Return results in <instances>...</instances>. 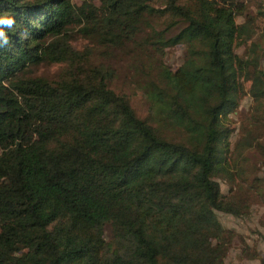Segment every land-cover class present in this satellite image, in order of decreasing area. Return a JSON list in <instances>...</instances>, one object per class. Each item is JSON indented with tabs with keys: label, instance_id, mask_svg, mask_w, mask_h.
Returning <instances> with one entry per match:
<instances>
[{
	"label": "trees",
	"instance_id": "obj_1",
	"mask_svg": "<svg viewBox=\"0 0 264 264\" xmlns=\"http://www.w3.org/2000/svg\"><path fill=\"white\" fill-rule=\"evenodd\" d=\"M155 1L0 0L16 20L0 37V264H225L235 233L218 212L239 205L219 179L236 183L235 151L260 144L250 131L234 150L231 115L250 93L264 125V4ZM76 36L186 56L156 65L142 117L116 67ZM44 64L63 67L37 75Z\"/></svg>",
	"mask_w": 264,
	"mask_h": 264
},
{
	"label": "rangeland",
	"instance_id": "obj_2",
	"mask_svg": "<svg viewBox=\"0 0 264 264\" xmlns=\"http://www.w3.org/2000/svg\"><path fill=\"white\" fill-rule=\"evenodd\" d=\"M73 1L80 5L85 0ZM95 1L99 3V0ZM244 1L247 5L246 13L251 15H257L264 4V0ZM154 5L157 8H163L164 2L157 0ZM168 20L163 16H155L152 22L157 30H162L166 29ZM239 21L243 22L244 17H240ZM263 23L262 20H258L259 25ZM150 31L148 28L144 35L146 36ZM178 31L179 28L176 27L170 31V34L173 35ZM72 44L80 50L90 49L94 54L116 67L118 72L116 88L130 97L134 108L142 117H145L148 112L144 84L151 74L155 75L156 65L164 63L176 69L183 63L186 56L184 45L167 48L163 55L150 57L149 60L146 51L150 53V46L143 50H133L131 45L121 50H108L88 39L78 38V36L74 38ZM239 52L244 53L245 48H241ZM62 67L63 65L60 64H44L35 72L37 75L54 78ZM254 111L253 98L250 93H247L239 110L231 115L233 129L231 141L234 150L236 144L241 142V138L248 135L250 131L249 139L258 140L260 144L244 150L242 155L235 151V155L239 157L238 163L245 171L236 183L231 184L226 179H219L223 192L234 197L239 205V215L218 212L223 225L235 233L225 264H260V259L264 257V125L257 127L253 125L251 118Z\"/></svg>",
	"mask_w": 264,
	"mask_h": 264
},
{
	"label": "clouds",
	"instance_id": "obj_3",
	"mask_svg": "<svg viewBox=\"0 0 264 264\" xmlns=\"http://www.w3.org/2000/svg\"><path fill=\"white\" fill-rule=\"evenodd\" d=\"M16 23L15 17L10 13H4L0 15V37H4V43H9V38L6 35L4 29L12 28Z\"/></svg>",
	"mask_w": 264,
	"mask_h": 264
}]
</instances>
